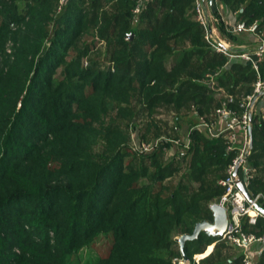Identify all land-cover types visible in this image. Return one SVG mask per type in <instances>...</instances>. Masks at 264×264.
I'll use <instances>...</instances> for the list:
<instances>
[{"label":"trees","instance_id":"trees-1","mask_svg":"<svg viewBox=\"0 0 264 264\" xmlns=\"http://www.w3.org/2000/svg\"><path fill=\"white\" fill-rule=\"evenodd\" d=\"M219 1L247 27L264 28V0ZM108 3L113 12L104 11ZM135 4L0 0V43L11 22L22 26L6 67L0 55V264H180L176 237L213 221L210 203L224 193L218 181L235 156L225 135L192 128L188 172L173 185L167 180L178 171L176 158L187 151L165 158L164 144L135 149L127 143L125 113L136 126L131 107L143 94L149 108L186 102L207 115L214 99L219 104L218 86L237 95L231 107L242 112L239 99L252 92L258 74L251 61L230 60L209 44L195 0H147L136 26ZM101 39L110 42L104 61L85 64ZM258 64L264 77V58ZM251 129L247 190L256 197L264 194L258 107ZM257 201L264 207L263 198ZM258 219L244 229L263 233ZM202 239L206 246L222 240L205 233L187 240L190 259L204 252L206 246L195 248ZM203 264H213L211 257Z\"/></svg>","mask_w":264,"mask_h":264},{"label":"built area","instance_id":"built-area-1","mask_svg":"<svg viewBox=\"0 0 264 264\" xmlns=\"http://www.w3.org/2000/svg\"><path fill=\"white\" fill-rule=\"evenodd\" d=\"M147 0H136L134 13L135 20L138 21V15H140L145 8ZM196 13L197 18L200 22L205 25V39L209 44L218 52L226 54L230 60L235 58H242L245 61H251L255 68L258 79L254 82L253 90L250 94L243 95L239 99V108L242 112L237 111L231 107V104L236 101L237 95L218 91L219 104L215 109V116L218 118H225V126L223 130H217L213 122L208 125V122H203L205 126L211 127V132L214 136L223 134L226 137L227 148L229 151L235 152V156L232 162L228 165L225 175L220 178L218 184L225 188L224 193L217 202H213L210 206L215 203H222L227 208V218L229 220L228 226L222 235V239H226L235 248L242 251L243 263L244 264H255V260L262 256L264 252V232L256 234L253 231H247L244 229V223L255 226L258 223V218H264L258 209L255 208L254 204L247 200L246 196L238 187L237 180H241L245 184L246 188L249 184V180L254 175V169L249 165L248 157L252 153L253 147H251V136L250 127L257 108V103L264 97H258V94L264 90V77L259 72L258 61L264 58V28L258 33V40L260 46L253 52L249 51H235L231 52L229 45L224 44L222 41L217 42V36L211 29L210 22L208 21V14L206 13L205 4L202 0H196ZM137 16V17H136ZM240 30H253V26L247 27L243 23H235L231 26L230 31L235 33ZM255 56L257 58H255ZM87 64V63H86ZM260 117L264 122V108L260 110ZM144 149H147L144 147ZM238 175L235 176L237 166ZM242 170L239 173V170ZM263 198V193H258L253 199L257 200Z\"/></svg>","mask_w":264,"mask_h":264},{"label":"rangeland","instance_id":"rangeland-1","mask_svg":"<svg viewBox=\"0 0 264 264\" xmlns=\"http://www.w3.org/2000/svg\"><path fill=\"white\" fill-rule=\"evenodd\" d=\"M63 1V0H61ZM222 4V3H221ZM208 5V4H207ZM225 5V4H224ZM107 7H105L104 11H114V5L113 4H107ZM228 7L225 5V8ZM209 5L206 7V11L210 16V22L211 24L216 28L217 27V34L219 33V36H217V42L221 43L220 38L226 37L227 39H230L232 41H235L232 37L228 35V31L225 30L223 21L220 17H216L211 14ZM224 8V14L226 13V9ZM229 8V7H228ZM230 9V8H229ZM231 10V9H230ZM136 15V14H135ZM212 15V17H211ZM220 15V14H218ZM137 17V16H136ZM132 24L134 26L137 25V20H135V17L132 19ZM22 29L21 23H14L11 22L8 26V29H6V35L3 36L2 41L0 43V55H1V64L3 66H7L5 63H3V60H8L7 55H11L14 52L15 40L16 36L15 32ZM132 34L133 33H129ZM134 37V36H133ZM116 37L115 40H119ZM240 39V38H239ZM114 40V41H115ZM112 42V40H111ZM98 45L95 50H93L89 57L85 58V64L87 65L91 62L90 59L93 58L95 61H99L102 63L104 61L105 53L108 47L110 46V42H107L103 39L97 42ZM121 49L118 47V50ZM11 59V58H10ZM110 62V61H109ZM107 65L109 63H106ZM136 99H141L140 101L135 102L136 100H133L131 110H137L138 116L134 120L136 121V126L132 125L131 118L132 114L130 112H126V118L124 120V127H126L125 132H127V143L131 144L135 149L143 150L145 152L151 151L154 146L157 144H164L166 149L165 158H169L171 156H177L179 152L182 153L184 151H187L185 149L189 145L191 129L196 127L202 131H205V133L212 134L211 127L205 126L202 124L204 121L208 122V125L213 121H218L220 118L215 116V107L216 104L214 99L213 103L209 105L207 116L205 114H200L198 112L197 105L192 103H186L184 102L182 107L177 106L175 103H167L165 101L157 102L152 105V107H148V97L144 96L143 94H139L135 96ZM217 97V96H216ZM219 97V95H218ZM220 98V97H219ZM217 100H219L217 98ZM188 104V105H187ZM195 123V125L191 126L192 123ZM191 126V128H190ZM223 126V123L220 124V127ZM213 135V134H212ZM146 147L147 149H144ZM187 157L184 159L182 158H176V161L178 162V171H176L175 175L167 180L170 182H174L173 185H176V182H178L184 175L188 172L189 164L191 161V154L187 151ZM175 166V165H174ZM208 177L214 178V176L209 175ZM188 182H191L190 179H188ZM213 203V202H212ZM211 204V203H210ZM211 207V206H210ZM252 229L253 226L249 225ZM54 234H51V239H54ZM180 236L176 237V240H178ZM201 242L198 243L197 247H205L206 246V240L202 239ZM99 245H104V242L98 239ZM177 247L179 249V255L177 257H174V261L178 262L180 264H203L205 258L208 256L211 257L212 263H220V264H226L228 262L235 263V260L238 258V256H241L242 251L235 248L230 242H228L226 239H222L221 241H214L213 243L207 245L205 247L204 252L202 253H195L192 255V259H190L186 252V245H185V251L184 255L181 251L180 242L178 240ZM16 252H19V250H16ZM185 256V257H184ZM261 260V256L255 260V264H259ZM241 261V260H240ZM243 261V259H242ZM226 262V263H225ZM231 262V263H232ZM243 263V262H242ZM238 264V262H237ZM244 264V263H243Z\"/></svg>","mask_w":264,"mask_h":264},{"label":"crops","instance_id":"crops-1","mask_svg":"<svg viewBox=\"0 0 264 264\" xmlns=\"http://www.w3.org/2000/svg\"><path fill=\"white\" fill-rule=\"evenodd\" d=\"M195 3H196V0H195ZM202 3L205 4V8L208 5L210 7V3H208V0H205V1L202 0ZM215 3L218 4V14H220V15H217L216 17H220L222 19V21L225 24L226 31L229 32L231 26L234 25L235 23H239V22L240 23H243L240 20H238V12L237 11H234L233 12L228 7L225 8V5L222 2H220L219 0H215ZM224 8L226 9V13L225 14L223 13L224 12L223 11ZM209 9H210V12L212 14L211 7ZM206 13H207V11H206ZM212 15H211V17H212ZM196 20L197 21L199 20L197 18V13H196ZM209 20H210V16L208 14V21ZM210 25H211V29L213 30L214 34L216 36H219V33L217 34V32H218L217 27L215 28L211 24V22H210ZM203 26L205 28V25L204 24H203ZM205 31H206V29H205ZM259 32H260V30H256V26H253V30H240V31L235 32V33L232 32L233 34H235V37L237 38V39H235V41H232L230 39H227L226 37H223V38H220V39H222L221 41L224 44L229 45V47L233 48L234 51H235V49L238 48V49H244L243 51L253 52L254 50H256L257 48H259V46H260V41L258 40V33ZM132 37L133 36H131L129 38H132ZM238 38H240V39H238ZM229 63H230V65H232L234 62H231L229 60ZM214 86H215V84H214ZM213 89H214V92L217 94L216 96H217L218 99H219V97H218V95H219L218 94V91L228 92L222 86L213 87ZM257 107H258L259 112H261L260 110L262 108H264V97L259 101V104H257ZM224 119L223 118H220L218 121H213V124L215 125V128L217 130H223L224 129V126H225V120ZM221 123H223V126L220 127V124Z\"/></svg>","mask_w":264,"mask_h":264},{"label":"water","instance_id":"water-1","mask_svg":"<svg viewBox=\"0 0 264 264\" xmlns=\"http://www.w3.org/2000/svg\"><path fill=\"white\" fill-rule=\"evenodd\" d=\"M205 1V0H203ZM215 0H208V3H210V7L212 11H215ZM132 34H128V37H131ZM264 95V90L261 91L260 94H258V97H262ZM250 136H251V147L253 145V138H252V129L250 127ZM236 171L234 173L235 176L238 175V169L240 165H236ZM238 187L242 190L244 195L246 196L247 200L254 204L255 208L258 209L262 214H264V207L259 204V202H256L253 197L248 192L246 186L242 181L239 179L237 180ZM211 210L213 212V221L203 220L202 222H199L196 224L194 230L192 233H186L183 234L178 240L180 242L181 251L184 255V249L187 240H194L196 239L201 233H205L209 236H218L222 237L223 233L225 232L229 220L227 218V208L222 203H215L211 206ZM185 257V256H184Z\"/></svg>","mask_w":264,"mask_h":264}]
</instances>
